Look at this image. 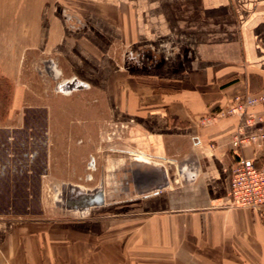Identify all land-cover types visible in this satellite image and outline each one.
I'll list each match as a JSON object with an SVG mask.
<instances>
[{
    "label": "crops",
    "instance_id": "1",
    "mask_svg": "<svg viewBox=\"0 0 264 264\" xmlns=\"http://www.w3.org/2000/svg\"><path fill=\"white\" fill-rule=\"evenodd\" d=\"M31 56L66 84V114L105 111L123 126L128 154L145 160L149 177L139 186L128 167L127 193H149L126 220L50 222L9 205L0 210V264H264V213L225 205L240 122L204 123L235 95L264 90V0H0V77L24 85ZM54 92L46 90V104L38 95L31 111L45 122L58 112L47 103ZM88 99L95 103L80 104ZM254 112L264 119V105ZM26 118L0 130L21 134ZM72 124L69 156L82 150L85 139L75 135L86 131ZM241 154L264 160V144ZM11 173L10 161L0 160V194Z\"/></svg>",
    "mask_w": 264,
    "mask_h": 264
},
{
    "label": "rangeland",
    "instance_id": "2",
    "mask_svg": "<svg viewBox=\"0 0 264 264\" xmlns=\"http://www.w3.org/2000/svg\"><path fill=\"white\" fill-rule=\"evenodd\" d=\"M37 61L36 57L31 56L28 60L29 68L22 70L24 85H15L13 81L0 77V126H19L21 116L26 114V121L30 122L27 125L30 127L27 128L31 129L29 131L26 128L21 134L14 130H0V160H9L13 171L9 178L13 181L0 194V210L5 211L12 205L11 209L16 214H28L26 218H30L32 214L33 219L50 222L79 219L126 220L139 204L137 197L149 193H141L136 198L128 194L126 170L128 167H135L136 183L143 186L149 182V177H144L143 174V167L147 164L134 162L127 151L123 126L120 127L105 111L98 114L103 117L76 118L66 114V91L60 90L57 85L60 77L53 72L49 62L46 64L48 67H45L42 63L35 65L34 62ZM48 88L52 91L54 88L55 94L47 103L58 112L50 114L45 122L43 113L40 117L31 111L40 104L38 95L44 99L41 103L46 104ZM98 93L91 88L89 94L98 96ZM84 102L80 104L95 103L89 99ZM98 108L105 110V101ZM10 115H17L18 118L14 119ZM69 120L75 125L86 127V131L82 128V132L75 135L76 140L81 137L85 139L81 144L82 150L74 151L70 156L66 152V144L70 142L66 135V125L72 124ZM75 120L85 122L79 124ZM28 154H34V158ZM45 161L51 165L49 170L44 166ZM116 169L119 171L117 178L111 176V171ZM30 170L34 173L49 172L50 177L36 182V176H33V181H30V176L27 175ZM96 192L102 194L101 205L85 210L66 207V201L78 194ZM83 211L86 213H80Z\"/></svg>",
    "mask_w": 264,
    "mask_h": 264
},
{
    "label": "built area",
    "instance_id": "3",
    "mask_svg": "<svg viewBox=\"0 0 264 264\" xmlns=\"http://www.w3.org/2000/svg\"><path fill=\"white\" fill-rule=\"evenodd\" d=\"M264 105V90L252 95H235L216 115L204 119L214 123L218 119L234 116L240 124L231 135L228 168L229 191L226 206L264 213V160L262 156L246 158L241 151L247 145L261 148L264 144V119L254 109ZM244 126H254V132L244 134Z\"/></svg>",
    "mask_w": 264,
    "mask_h": 264
},
{
    "label": "water",
    "instance_id": "4",
    "mask_svg": "<svg viewBox=\"0 0 264 264\" xmlns=\"http://www.w3.org/2000/svg\"><path fill=\"white\" fill-rule=\"evenodd\" d=\"M59 89L66 91V85L59 86ZM162 187L157 188L155 191H159ZM102 204V194L96 192L93 194H78L72 199L66 201V207L74 210H85L92 206H99Z\"/></svg>",
    "mask_w": 264,
    "mask_h": 264
},
{
    "label": "bare ground",
    "instance_id": "5",
    "mask_svg": "<svg viewBox=\"0 0 264 264\" xmlns=\"http://www.w3.org/2000/svg\"><path fill=\"white\" fill-rule=\"evenodd\" d=\"M137 161L145 163V160H143V159H141V158L137 159ZM146 161H147V160H146ZM149 162H150V161H149ZM80 213H86V211H83V212H80ZM81 215H82V214H81ZM85 215H86V214H85Z\"/></svg>",
    "mask_w": 264,
    "mask_h": 264
},
{
    "label": "flooded vegetation",
    "instance_id": "6",
    "mask_svg": "<svg viewBox=\"0 0 264 264\" xmlns=\"http://www.w3.org/2000/svg\"><path fill=\"white\" fill-rule=\"evenodd\" d=\"M90 168H93V167L90 165Z\"/></svg>",
    "mask_w": 264,
    "mask_h": 264
}]
</instances>
